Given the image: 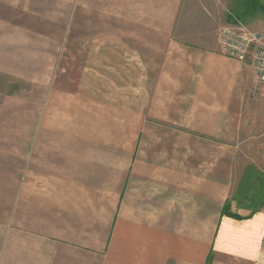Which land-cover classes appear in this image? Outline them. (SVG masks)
I'll use <instances>...</instances> for the list:
<instances>
[{
  "label": "crops",
  "instance_id": "obj_1",
  "mask_svg": "<svg viewBox=\"0 0 264 264\" xmlns=\"http://www.w3.org/2000/svg\"><path fill=\"white\" fill-rule=\"evenodd\" d=\"M39 1L0 0V74L37 80L0 102V264H264V173L220 168L243 67L177 40L191 1L83 0L100 25L74 90L54 86L68 42L24 37Z\"/></svg>",
  "mask_w": 264,
  "mask_h": 264
},
{
  "label": "rangeland",
  "instance_id": "obj_2",
  "mask_svg": "<svg viewBox=\"0 0 264 264\" xmlns=\"http://www.w3.org/2000/svg\"><path fill=\"white\" fill-rule=\"evenodd\" d=\"M189 1L192 4L191 12L187 17H181L180 23L184 19L186 27L181 31L177 29L175 33L177 40L192 44L200 41L203 42L204 48L209 50L216 44L214 52L224 59L226 58L220 54L218 47V31L221 27L230 23V13L240 18L252 29L264 30V0ZM50 3L53 2L45 0V2L41 3L39 1L36 7L37 11H39L37 16L31 15L35 14L36 9L30 8V5L28 6V24H33V27L35 24L41 27L47 26V29L28 31L24 37L31 42L38 41L39 44L44 41L68 42L65 47L60 48L59 63L57 64V72L65 71V73L59 74L61 76L57 78L58 80H55L54 86L63 90H74L77 87L78 77L82 72L84 61L85 49L82 44L85 35L84 26L86 24L88 29H90L91 25L99 27L100 17H90L89 12L84 8L85 6L89 7V5H85L83 0H76L75 6L72 8L73 11L67 9V2L64 0L54 2V4H59V8L57 5H51ZM68 13H73V23L71 22V24H73L72 29L74 30L72 31L67 30ZM43 50L48 49L43 48ZM29 51H34V54H28L26 70L27 73L34 75L36 68H41L43 65L39 63L42 58H36L38 56L37 50L29 48ZM240 65L243 67L241 78L243 76L244 81H240L241 89L238 85L236 87V91L241 92L240 95L237 94V100L235 101L236 105H239L237 109L243 107L244 110L235 114L234 130L229 138L233 142L229 143V145L223 144L221 147H231L221 150V152L227 153L230 158L220 160L221 169L234 167L239 170L238 175L231 177L234 180H242L244 176L240 174L244 170L248 171V173L255 171L264 173V98L256 93V78L252 70L245 65ZM185 66L187 67V65H183V67ZM39 82L40 87L42 83H47V85L50 83L49 80H39ZM36 84L37 80L35 79L21 80L0 74V102L3 99H7L8 103L27 101V99L30 102H34L35 94L33 89ZM231 152H236V159H231L232 156L229 154ZM206 162L209 163L207 167H210L211 161H206L205 158ZM222 178L226 179L228 177L223 176Z\"/></svg>",
  "mask_w": 264,
  "mask_h": 264
},
{
  "label": "built area",
  "instance_id": "obj_3",
  "mask_svg": "<svg viewBox=\"0 0 264 264\" xmlns=\"http://www.w3.org/2000/svg\"><path fill=\"white\" fill-rule=\"evenodd\" d=\"M230 23L218 31L220 54L250 68L256 78V93L264 98V30H255L229 14Z\"/></svg>",
  "mask_w": 264,
  "mask_h": 264
}]
</instances>
